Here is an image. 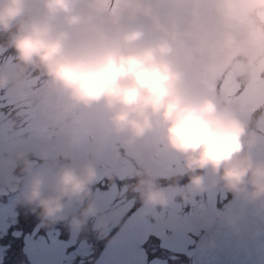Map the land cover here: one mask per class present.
<instances>
[{"label": "clouds", "instance_id": "9594fccd", "mask_svg": "<svg viewBox=\"0 0 264 264\" xmlns=\"http://www.w3.org/2000/svg\"><path fill=\"white\" fill-rule=\"evenodd\" d=\"M0 35L13 52L0 68V91L20 92L38 74L42 83L28 95L50 99L49 129L78 108H97L121 148L155 142L178 157L182 186L171 176L160 186L151 163L135 171L131 190L145 207L219 188L264 217V158L251 152L264 139V111L250 122L231 97L207 86L225 59L240 82L264 83V0H0ZM55 142H17L0 157V183L19 189L17 201L43 224L64 221L78 233L95 218L101 231L90 190L96 158H58ZM73 203L77 212L68 211ZM198 211L205 224L235 228L228 206Z\"/></svg>", "mask_w": 264, "mask_h": 264}, {"label": "rangeland", "instance_id": "374dc122", "mask_svg": "<svg viewBox=\"0 0 264 264\" xmlns=\"http://www.w3.org/2000/svg\"><path fill=\"white\" fill-rule=\"evenodd\" d=\"M9 62H5L2 68ZM226 68L230 69L221 75ZM32 81L28 79L27 87L20 92L4 91L0 96V104L22 100L24 105H28L25 113L17 110L16 126L11 127V131L9 123L0 125V157L7 155L17 142L32 146L55 137L58 158L63 159L64 154L96 158L98 173L93 183L98 182L101 186L107 178L134 175L146 162L158 169L160 175L178 173V157L161 151L155 142L145 145L137 141L129 149L121 148L117 139L108 132L103 115L97 108H78L60 129H49L44 117L53 110L50 99L34 101L28 95ZM260 84L264 83L237 80L233 74V62L228 59L222 61L220 71L207 81L210 90L219 88L237 104L241 117L253 122L264 111L261 109L264 91L249 96L248 90ZM241 98H244L243 105ZM251 152L254 158H264V139ZM109 159L111 165L107 167L103 162ZM34 167H40L39 160L34 159ZM101 186L92 192L105 221L101 231L93 232L96 245L117 227L116 224L119 227L97 257V246L93 250L92 244L80 240L82 229L78 233L72 232L64 221L51 225L40 221L28 231L31 220L27 218L33 213L17 201L19 189L13 190L0 183V264H186L196 238L211 225L203 222L198 207L203 205L208 212L214 213L224 209L231 197L222 189L209 188L203 192L205 199L201 198L202 194L200 199L193 194L188 201L177 197L163 209L160 206L147 208L141 202L126 219L121 220L122 214L134 205L135 200L128 198L119 203L113 199V185L107 184L106 189ZM78 208L73 203L68 211L77 212ZM89 221L92 227L95 218H89ZM157 254L161 258H153L149 262L148 255Z\"/></svg>", "mask_w": 264, "mask_h": 264}, {"label": "water", "instance_id": "95a60500", "mask_svg": "<svg viewBox=\"0 0 264 264\" xmlns=\"http://www.w3.org/2000/svg\"><path fill=\"white\" fill-rule=\"evenodd\" d=\"M226 206L237 213L235 228L212 223L197 238L191 264H264V217L233 197Z\"/></svg>", "mask_w": 264, "mask_h": 264}, {"label": "trees", "instance_id": "16d2710c", "mask_svg": "<svg viewBox=\"0 0 264 264\" xmlns=\"http://www.w3.org/2000/svg\"><path fill=\"white\" fill-rule=\"evenodd\" d=\"M6 37L3 35H0V45H3L5 42ZM13 57V52L11 49H6L2 46H0V68H2L5 65V62L7 61H11ZM28 79H32L33 83H30L29 88L31 89H35L37 88L41 83V78L38 74L36 73H32L30 74ZM4 91L0 92V96H3ZM2 98V97H0ZM1 101V100H0ZM3 102H1L2 104ZM0 104V125L4 122V123H9V127H10V131L12 130L11 127H15L16 126V112L17 110H19L20 112L25 113V109L28 107V105H24L22 103V100H18L17 102L13 103V104ZM18 104V105H17ZM253 122V121H252ZM11 123V126H10ZM175 177L176 179V183L179 186H182L186 183L187 181V177L184 175H180L179 172L178 173H171L169 175H159L157 177V181L160 184V186L164 187L166 186L168 183H170L171 181L169 179H166V177ZM136 177L135 175L129 176V177H123V178H107L106 182L104 185H100L98 182L93 183L92 185H90V190L91 192H93L95 190L96 187L101 186V188L106 189L107 184L109 186H112L113 184V199L115 201H118L119 203H123V201H125L128 198H133L135 200L134 205L127 211H125L122 216H121V220H124L129 213L133 212L135 209L138 208L139 204L141 203V201L138 199L137 195L132 192L131 190V185L135 183ZM104 182V181H103ZM202 194V197L204 199V194L202 193H198L197 194V199L199 197V195ZM27 219L31 220V223L28 224L27 226V230L30 231L31 226L34 224H38L40 223V219L38 218V216L36 214L33 213V215H29ZM119 226V224H118ZM117 230V227L113 228L110 232L109 235H107V237L103 240H101L99 245H96L95 240L92 238V249L94 250L95 247L97 249V257L98 255L104 250L106 243L109 241V236L112 235L113 233H115V231ZM95 230L93 228H91L90 226V221L88 220L87 223L83 226L82 230H81V235L80 238H83V240H85L86 243L91 241V236H93V232ZM91 249V250H92ZM90 251V250H88ZM149 259L152 257L151 255H148ZM157 257L160 258V256L157 254Z\"/></svg>", "mask_w": 264, "mask_h": 264}, {"label": "snow or ice", "instance_id": "6c2138e0", "mask_svg": "<svg viewBox=\"0 0 264 264\" xmlns=\"http://www.w3.org/2000/svg\"><path fill=\"white\" fill-rule=\"evenodd\" d=\"M112 2H118V0H112ZM253 37H255V34L253 33ZM261 91H264V84L256 85L253 88L248 90V95L249 96H256L258 95ZM244 103V98H241V105Z\"/></svg>", "mask_w": 264, "mask_h": 264}]
</instances>
